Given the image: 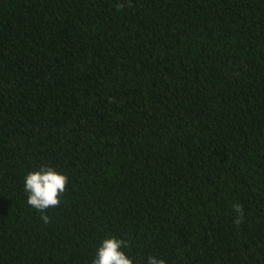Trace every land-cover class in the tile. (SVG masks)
<instances>
[{
  "label": "trees",
  "instance_id": "obj_1",
  "mask_svg": "<svg viewBox=\"0 0 264 264\" xmlns=\"http://www.w3.org/2000/svg\"><path fill=\"white\" fill-rule=\"evenodd\" d=\"M42 166L69 177L49 225ZM109 236L134 264H264V0H0V264Z\"/></svg>",
  "mask_w": 264,
  "mask_h": 264
},
{
  "label": "clouds",
  "instance_id": "obj_2",
  "mask_svg": "<svg viewBox=\"0 0 264 264\" xmlns=\"http://www.w3.org/2000/svg\"><path fill=\"white\" fill-rule=\"evenodd\" d=\"M68 184L69 177L52 166H42L37 171L29 172L25 177L23 190L26 194V203L40 214L39 219L44 225L52 223L53 217L48 212L61 206ZM232 207L238 214L235 223L239 224L244 216L243 207L239 203L233 204ZM128 247V241L109 236L96 250L91 264H134L133 259L123 251ZM146 264H166V261L150 255Z\"/></svg>",
  "mask_w": 264,
  "mask_h": 264
}]
</instances>
